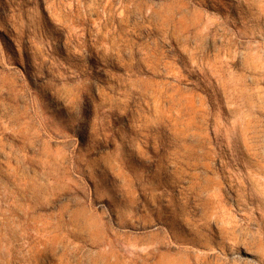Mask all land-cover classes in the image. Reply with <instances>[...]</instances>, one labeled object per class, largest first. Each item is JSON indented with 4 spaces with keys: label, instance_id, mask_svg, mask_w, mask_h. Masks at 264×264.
Masks as SVG:
<instances>
[{
    "label": "rangeland",
    "instance_id": "1",
    "mask_svg": "<svg viewBox=\"0 0 264 264\" xmlns=\"http://www.w3.org/2000/svg\"><path fill=\"white\" fill-rule=\"evenodd\" d=\"M0 264H264V0H0Z\"/></svg>",
    "mask_w": 264,
    "mask_h": 264
}]
</instances>
